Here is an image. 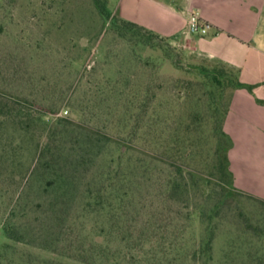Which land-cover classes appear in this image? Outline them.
I'll return each mask as SVG.
<instances>
[{"label":"rangeland","instance_id":"obj_1","mask_svg":"<svg viewBox=\"0 0 264 264\" xmlns=\"http://www.w3.org/2000/svg\"><path fill=\"white\" fill-rule=\"evenodd\" d=\"M137 1L0 0V264H203L210 240V264H264V177L223 164L230 77L121 38Z\"/></svg>","mask_w":264,"mask_h":264},{"label":"crops","instance_id":"obj_2","mask_svg":"<svg viewBox=\"0 0 264 264\" xmlns=\"http://www.w3.org/2000/svg\"><path fill=\"white\" fill-rule=\"evenodd\" d=\"M137 1V0H136ZM136 23L197 54L211 65L237 71L245 85L234 91L224 131L232 141L230 168L264 177V0H138ZM191 13L210 25L204 36L189 35ZM145 18L147 20H145ZM264 200L256 193H249ZM261 195V194H259Z\"/></svg>","mask_w":264,"mask_h":264},{"label":"trees","instance_id":"obj_3","mask_svg":"<svg viewBox=\"0 0 264 264\" xmlns=\"http://www.w3.org/2000/svg\"><path fill=\"white\" fill-rule=\"evenodd\" d=\"M95 7L98 9V11L100 12V14L104 17H108L107 15V9H106V5L107 2L106 0H93ZM113 26L115 28V31H117L120 35L121 38H128L130 37V39H135L137 38H141L143 32H145L146 34H148V36H150V40L148 39L147 44L150 46H154L152 43V39L154 40H159L161 42H165V44H170V39L165 38L160 36L159 34L150 31L136 23L124 20L123 18H121L118 14L116 16V18L113 19ZM205 65L202 66V72H204L206 75H210L212 76V81H214V83H216L218 86H221L222 84L224 85V79L227 77H230V79L228 80L229 84H231V92H230V101H229V105L228 108L225 112V115L223 117L222 120V125H221V131L220 134L222 136H224L227 141H228V147L226 148V154H225V159L223 164H225L227 171L229 172V175L231 176V178L234 181V176L233 173L231 171L230 168V162H229V151L232 147V141L231 139L227 136V134L224 131V124H225V120L226 117L229 113V109H230V104H231V100L233 97V93L235 90L239 89V88H243L245 87L244 84H242L239 80V74L237 71H234L233 69L227 68L225 66H221V65H211L209 64L206 60H205ZM94 70V69H93ZM96 70V69H95ZM262 104H264V102H261ZM17 104L20 105H31L29 101H25V100H17ZM25 107L22 106V108L24 109ZM3 114V113H1ZM83 128V131L87 132V139L90 141V143H92L93 145L97 146V143H101V141L103 140H107V141H113L114 138L109 135L108 133L105 132H101L97 129H89L87 127H80ZM87 128V129H86ZM101 130V129H100ZM120 140H123L125 142V139L122 137ZM171 150V149H170ZM41 160L39 163L42 162V160H44V158L41 156V158L39 159ZM55 182H57L58 180H61V177H58V175H56V177H54ZM171 185L173 186V189H179L180 188V184H177L176 181H171ZM104 194L101 193H97L96 195V199L97 201L100 203L101 200L103 199ZM7 231V234L9 236V238L14 239L15 238V231L13 230H9V229H5ZM202 250L204 251V263L203 264H210V261L212 259V245H211V240L208 241L206 243V245L203 246ZM133 257V256H132ZM133 260L136 261L138 260V256H134Z\"/></svg>","mask_w":264,"mask_h":264},{"label":"built area","instance_id":"obj_4","mask_svg":"<svg viewBox=\"0 0 264 264\" xmlns=\"http://www.w3.org/2000/svg\"><path fill=\"white\" fill-rule=\"evenodd\" d=\"M210 25L201 20L198 13H191L188 21V34L204 36L208 33Z\"/></svg>","mask_w":264,"mask_h":264}]
</instances>
